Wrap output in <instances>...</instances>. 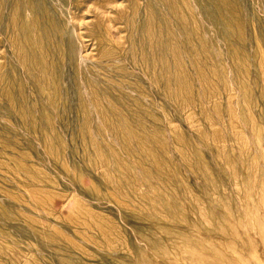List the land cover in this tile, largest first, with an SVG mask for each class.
<instances>
[{
  "label": "rangeland",
  "instance_id": "374dc122",
  "mask_svg": "<svg viewBox=\"0 0 264 264\" xmlns=\"http://www.w3.org/2000/svg\"><path fill=\"white\" fill-rule=\"evenodd\" d=\"M0 264H264V0H0Z\"/></svg>",
  "mask_w": 264,
  "mask_h": 264
}]
</instances>
